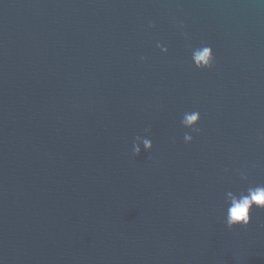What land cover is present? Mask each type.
<instances>
[{"label":"water","instance_id":"water-1","mask_svg":"<svg viewBox=\"0 0 264 264\" xmlns=\"http://www.w3.org/2000/svg\"><path fill=\"white\" fill-rule=\"evenodd\" d=\"M260 185V0H0V264H264Z\"/></svg>","mask_w":264,"mask_h":264},{"label":"clouds","instance_id":"clouds-1","mask_svg":"<svg viewBox=\"0 0 264 264\" xmlns=\"http://www.w3.org/2000/svg\"><path fill=\"white\" fill-rule=\"evenodd\" d=\"M260 2L264 3V0H260ZM194 61L198 67H210L212 62L211 48L203 47L197 50ZM198 119L199 113L193 112L191 114H185L182 123L186 127L192 128L197 124ZM190 139V136H185L186 141ZM143 143L145 149L151 151V142L146 139ZM134 154H140V148L138 146H134ZM241 178L246 179V176L241 174ZM228 196L229 204L226 210L225 221L229 229L237 226L247 227L250 224V213L252 210L254 208L264 210V185L249 187L246 193L239 196H235L232 193H229Z\"/></svg>","mask_w":264,"mask_h":264}]
</instances>
